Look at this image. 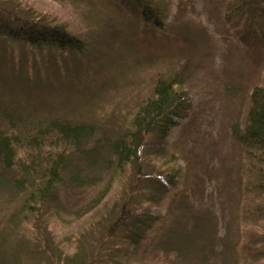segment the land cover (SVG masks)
Here are the masks:
<instances>
[{
  "label": "rangeland",
  "instance_id": "rangeland-1",
  "mask_svg": "<svg viewBox=\"0 0 264 264\" xmlns=\"http://www.w3.org/2000/svg\"><path fill=\"white\" fill-rule=\"evenodd\" d=\"M152 1L164 12L160 28L126 0H0V131L16 150L14 166L0 168L7 180L0 184V264H61V256L79 264L98 241L106 256L124 233L119 225L108 234L124 202L130 214L145 208L157 221L135 246L116 243L117 253L126 246L123 256L95 264H258L243 252L246 242L255 247L264 238V214L256 213L264 211V193L248 180L251 163L263 164L246 159L232 128H244L250 92L264 85V0L253 22L236 16V0ZM28 19L75 34L83 49L6 35L5 27L15 32ZM173 77L184 115L165 138L142 135L135 160L114 172L106 145L125 136L153 88ZM52 118L91 128L84 147L98 143L95 163H78L96 182L70 184L62 170L57 197L36 210L40 225L19 221L27 186L16 187L14 177L29 184L19 166H44L61 150L54 133L43 134L39 153L26 145L35 125Z\"/></svg>",
  "mask_w": 264,
  "mask_h": 264
},
{
  "label": "trees",
  "instance_id": "trees-1",
  "mask_svg": "<svg viewBox=\"0 0 264 264\" xmlns=\"http://www.w3.org/2000/svg\"><path fill=\"white\" fill-rule=\"evenodd\" d=\"M126 1L130 9L138 14L147 25L149 24L155 28L161 27L164 12L161 10L158 3L153 4L152 0ZM257 2H259V0H236L233 12L236 16L244 15L247 21H252L251 18L256 15V8L254 6ZM25 23L23 28H15V32L10 29V27H5L4 31L8 37L19 39L32 45L41 43L43 45L54 46L58 49H83V42L81 39L75 34L70 32V34L67 33V31L60 26H50L49 24L35 22L30 19ZM174 78L175 77L171 80H161L153 88L152 97L149 98L133 116L128 126V131L125 129V136L109 141L106 145V149L110 155L112 154L116 157L114 166L110 164V158L105 159L107 165H111L110 167H112L114 172L121 173L132 160H135L136 151L140 145L139 138L142 135L153 132L156 133L158 137L165 138L169 129L174 127L184 115L182 112L186 107L184 104H181V97L176 94L174 86L176 81ZM5 112L6 110L1 111V114L4 113L6 116ZM36 128V133L31 137L30 144H26L27 146L31 147L32 145L35 147L39 145V148L44 143L43 134H46L47 137L49 133H54L52 137L60 142L61 150L55 157H51L48 161L45 160L44 166H35L33 160L29 164H21L18 173L28 177L29 184L25 185L20 178L16 177H14L15 180L13 184L16 187L22 188L27 186L24 189L26 190L24 197L22 195V210L20 212V216L26 219L20 218L17 220L31 221L40 225V219L36 216V210H38L39 207L46 206L51 200L57 197L58 184L60 183V174L62 170L68 172L66 179L70 184L79 186L82 183L91 185L96 182L95 178L82 176L85 167H80L78 161L82 160L87 168H92L95 163L93 155L95 156V154L98 153V143L96 142L92 147H84V144H86L87 140L91 138L93 134L91 133L90 127L79 122L52 118L36 124L34 129ZM232 129L234 140L246 152V159L253 158L255 164H263L261 167L256 168L253 163H251L252 178H248V180L252 181L253 186L259 193H264V85L254 86L250 92L244 128L240 130L239 127L234 126ZM1 131L0 168L5 171L14 166L16 162V150L12 145L13 138L4 135ZM103 138H105L104 135ZM35 149L37 148L35 147ZM26 151H28L27 148ZM37 151V153L40 152L39 149H37ZM250 152L252 153L248 155L247 153ZM27 156L30 155L28 154ZM74 158L77 161V165L72 164ZM166 178L168 180L170 179L167 176ZM167 179L165 183H167ZM251 181L248 182L251 183ZM6 183V177L4 176L2 178V175H0V184L5 185ZM102 195L103 197L105 196V194ZM97 201L98 200L95 202ZM34 211L36 212V214H34L35 218L31 213ZM256 213L264 214V211L260 208L259 211L256 210ZM156 221L157 216L147 209H140L130 214V212L125 209V202L122 203L120 213L108 224V234L120 225V227H122V232H124L122 236L116 238L117 241L112 244L114 247L112 246L111 248L109 246L108 254L102 257H100L99 252L101 249L103 250L106 245L105 242L98 241V244L95 246L96 251H92L89 257L86 255L81 256V262L79 264H95L94 261H96L97 258L101 261H103L102 258H105L106 261L109 259L114 260L118 257L120 258L123 256V251L126 246H124L123 251L121 250L117 253L116 243L118 241L128 242L135 246L137 242L139 243V241L142 240L144 234L154 227ZM260 239L258 240V238H255V240H253V244L256 245L255 247L249 245L251 241L246 242L248 245H245L246 251L243 252L245 258L254 255L253 260L258 262V264L263 261L262 259L264 256V238L262 239V237H260ZM81 254H84L83 251H81ZM62 257L63 256L59 258L61 264H68L69 262L67 261H69L70 258L65 256V261ZM98 263L100 262L97 260L96 264Z\"/></svg>",
  "mask_w": 264,
  "mask_h": 264
}]
</instances>
